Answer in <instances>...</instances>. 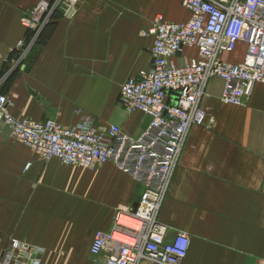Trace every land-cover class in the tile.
<instances>
[{"label": "crops", "instance_id": "1", "mask_svg": "<svg viewBox=\"0 0 264 264\" xmlns=\"http://www.w3.org/2000/svg\"><path fill=\"white\" fill-rule=\"evenodd\" d=\"M41 1L52 0H0V57L9 59L0 60V93L9 112L70 125L81 111L138 137L149 119L127 113L119 89L151 67L152 37L141 31L152 18L188 19L181 0H76L71 13L54 11L16 68L11 49L25 34L19 19ZM193 54L187 49L174 62ZM221 91L211 78L201 100L206 125L190 128L159 211L168 239L190 238L181 264L264 263V85L239 106L222 103ZM141 192L110 163L91 170L43 161L0 127V254L15 238L40 247L41 264H92L94 232L111 227L117 208H135Z\"/></svg>", "mask_w": 264, "mask_h": 264}, {"label": "built area", "instance_id": "2", "mask_svg": "<svg viewBox=\"0 0 264 264\" xmlns=\"http://www.w3.org/2000/svg\"><path fill=\"white\" fill-rule=\"evenodd\" d=\"M75 2L41 1L20 17L25 34L11 49L16 64L38 42L54 11L62 4L72 8ZM181 5L189 13L187 20L167 21L157 14L141 31L152 37L151 67L128 77L119 89L124 110L149 119L138 137L117 125H97L81 111L79 121L70 125L15 117L8 110L7 96L0 93V127L41 160L91 170L110 163L141 185L138 205L117 208L111 227L94 232L92 264L182 263L189 236L177 232L168 239V227L158 216L190 128L206 125L201 106L205 87L211 78L220 79V101L239 106L257 84L264 85V0H181ZM187 49L194 54L183 55V63L174 62ZM238 50L239 61L224 58ZM30 165L27 162L25 169ZM41 257L40 247L11 238L0 264H41Z\"/></svg>", "mask_w": 264, "mask_h": 264}, {"label": "water", "instance_id": "3", "mask_svg": "<svg viewBox=\"0 0 264 264\" xmlns=\"http://www.w3.org/2000/svg\"><path fill=\"white\" fill-rule=\"evenodd\" d=\"M67 13H66V12ZM72 9H69L66 5L62 4L60 6V8L58 9V12L62 13V14H68V13H71Z\"/></svg>", "mask_w": 264, "mask_h": 264}, {"label": "rangeland", "instance_id": "4", "mask_svg": "<svg viewBox=\"0 0 264 264\" xmlns=\"http://www.w3.org/2000/svg\"><path fill=\"white\" fill-rule=\"evenodd\" d=\"M36 44H37V43H36ZM36 44H35V45H36ZM33 46H34V45H33ZM32 48H33V47H32ZM32 48H30V50L28 51L27 55L30 53V51L32 50ZM27 57H28V56H27ZM25 58H26V57H25ZM26 61H27V60H26ZM6 62H8V61H6ZM22 62H23V60H22L21 62H19V63L22 64ZM24 62H25V60H24ZM19 63L15 66L16 68H18V67L20 66ZM25 63H26V62H25ZM25 63H23V64H25ZM15 67H14V68H15Z\"/></svg>", "mask_w": 264, "mask_h": 264}, {"label": "trees", "instance_id": "5", "mask_svg": "<svg viewBox=\"0 0 264 264\" xmlns=\"http://www.w3.org/2000/svg\"><path fill=\"white\" fill-rule=\"evenodd\" d=\"M38 42H39V40H38ZM38 42H37V44H38ZM34 46H35V45H34ZM34 46H33V47H34ZM32 49H33V48H32ZM10 56H11V55H10ZM12 57H13V56H12Z\"/></svg>", "mask_w": 264, "mask_h": 264}]
</instances>
